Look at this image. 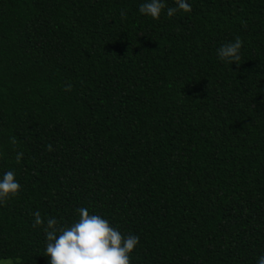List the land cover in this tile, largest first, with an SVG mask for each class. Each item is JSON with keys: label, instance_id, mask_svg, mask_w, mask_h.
Wrapping results in <instances>:
<instances>
[{"label": "trees", "instance_id": "1", "mask_svg": "<svg viewBox=\"0 0 264 264\" xmlns=\"http://www.w3.org/2000/svg\"><path fill=\"white\" fill-rule=\"evenodd\" d=\"M140 2L0 0V174L21 185L0 204V257L13 264H47L34 212L70 223L80 206L139 235L131 264L264 253V0H190L159 19ZM237 35L232 65L217 49Z\"/></svg>", "mask_w": 264, "mask_h": 264}, {"label": "clouds", "instance_id": "2", "mask_svg": "<svg viewBox=\"0 0 264 264\" xmlns=\"http://www.w3.org/2000/svg\"><path fill=\"white\" fill-rule=\"evenodd\" d=\"M139 12L149 18L159 19L162 12L171 17L178 10L190 12V0H176L175 6H166V0H142ZM126 13L121 10V15ZM243 40L236 36L234 40L224 43L217 49L220 60L241 63ZM70 88L71 85H66ZM14 141V137L12 138ZM48 148L51 150L52 145ZM23 152H17L19 162ZM21 185L12 169L0 174V204L17 195ZM77 218L70 223H62L56 217L41 216L39 211L33 213V226H42L45 235L43 255L47 264H131L132 252L138 245L137 234H123L108 219L97 213H90L87 207L76 209ZM0 264H11L8 258L0 257ZM255 264H264V253L256 259Z\"/></svg>", "mask_w": 264, "mask_h": 264}, {"label": "rangeland", "instance_id": "3", "mask_svg": "<svg viewBox=\"0 0 264 264\" xmlns=\"http://www.w3.org/2000/svg\"><path fill=\"white\" fill-rule=\"evenodd\" d=\"M8 260L11 262V264H13L14 261L12 259H8Z\"/></svg>", "mask_w": 264, "mask_h": 264}]
</instances>
